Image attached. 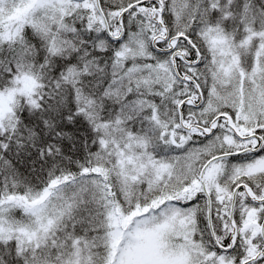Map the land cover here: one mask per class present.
I'll return each instance as SVG.
<instances>
[{
  "label": "snow or ice",
  "instance_id": "snow-or-ice-1",
  "mask_svg": "<svg viewBox=\"0 0 264 264\" xmlns=\"http://www.w3.org/2000/svg\"><path fill=\"white\" fill-rule=\"evenodd\" d=\"M0 264H264V0H0Z\"/></svg>",
  "mask_w": 264,
  "mask_h": 264
}]
</instances>
